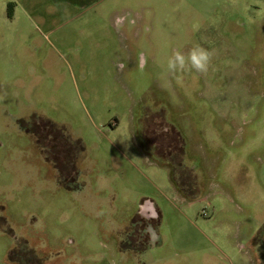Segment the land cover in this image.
<instances>
[{
	"label": "rangeland",
	"instance_id": "obj_1",
	"mask_svg": "<svg viewBox=\"0 0 264 264\" xmlns=\"http://www.w3.org/2000/svg\"><path fill=\"white\" fill-rule=\"evenodd\" d=\"M87 6L0 0V264H264V0Z\"/></svg>",
	"mask_w": 264,
	"mask_h": 264
},
{
	"label": "clouds",
	"instance_id": "obj_2",
	"mask_svg": "<svg viewBox=\"0 0 264 264\" xmlns=\"http://www.w3.org/2000/svg\"><path fill=\"white\" fill-rule=\"evenodd\" d=\"M212 60L213 52L199 45L191 48L187 53L177 50L167 60V74L177 84H182L185 73L194 71L206 74L212 66Z\"/></svg>",
	"mask_w": 264,
	"mask_h": 264
},
{
	"label": "crops",
	"instance_id": "obj_3",
	"mask_svg": "<svg viewBox=\"0 0 264 264\" xmlns=\"http://www.w3.org/2000/svg\"><path fill=\"white\" fill-rule=\"evenodd\" d=\"M59 5H66L75 9L80 10L81 7L86 6L89 4L87 7L94 6L96 4H101L104 2V0H51ZM35 14H38L40 17L44 18L45 21H48V18L44 17V14L38 11H34Z\"/></svg>",
	"mask_w": 264,
	"mask_h": 264
},
{
	"label": "flooded vegetation",
	"instance_id": "obj_4",
	"mask_svg": "<svg viewBox=\"0 0 264 264\" xmlns=\"http://www.w3.org/2000/svg\"><path fill=\"white\" fill-rule=\"evenodd\" d=\"M149 202V203H152L151 201H146V203ZM142 214L145 215L147 217L148 220H151L153 218H151L152 216H156L158 213L153 210L152 208L148 207L147 206V209H142ZM150 227V224H147V230L151 231V229H149Z\"/></svg>",
	"mask_w": 264,
	"mask_h": 264
}]
</instances>
